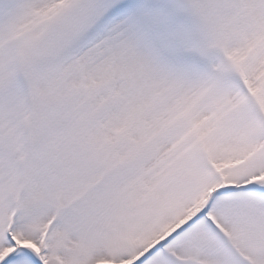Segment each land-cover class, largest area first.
I'll return each instance as SVG.
<instances>
[{
	"label": "snow or ice",
	"instance_id": "snow-or-ice-1",
	"mask_svg": "<svg viewBox=\"0 0 264 264\" xmlns=\"http://www.w3.org/2000/svg\"><path fill=\"white\" fill-rule=\"evenodd\" d=\"M0 264H264V0H0Z\"/></svg>",
	"mask_w": 264,
	"mask_h": 264
}]
</instances>
